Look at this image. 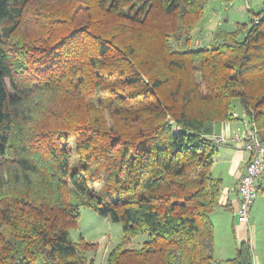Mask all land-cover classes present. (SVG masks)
Wrapping results in <instances>:
<instances>
[{"label":"trees","instance_id":"1","mask_svg":"<svg viewBox=\"0 0 264 264\" xmlns=\"http://www.w3.org/2000/svg\"><path fill=\"white\" fill-rule=\"evenodd\" d=\"M209 2L0 0V264H95L83 207L123 226L106 264L217 262L210 136L264 137V3L200 43ZM220 264H255L250 238Z\"/></svg>","mask_w":264,"mask_h":264},{"label":"rangeland","instance_id":"2","mask_svg":"<svg viewBox=\"0 0 264 264\" xmlns=\"http://www.w3.org/2000/svg\"><path fill=\"white\" fill-rule=\"evenodd\" d=\"M263 3L264 0H233L226 3L221 0H210L206 5L201 23L205 24L208 30H214L218 25V20L222 18L223 27L232 28L236 22H249L253 18V11L262 9ZM201 36L203 37L200 31L197 40ZM204 37L208 35L204 33ZM251 221L254 231H252L250 242L253 247L255 264H264V189L259 192ZM219 235L223 236L221 232ZM231 235L232 240L235 241L233 231ZM70 236L76 241L80 239V236H84L87 241L96 243L97 248L88 252V257L94 258L95 264H106L107 254L122 240L123 226L120 222H114L101 216L95 209L83 207L78 228L72 229ZM146 239V235H140L133 239L131 245L141 247Z\"/></svg>","mask_w":264,"mask_h":264},{"label":"crops","instance_id":"3","mask_svg":"<svg viewBox=\"0 0 264 264\" xmlns=\"http://www.w3.org/2000/svg\"><path fill=\"white\" fill-rule=\"evenodd\" d=\"M200 30L203 35L199 41L200 43L201 41L206 42L211 40L213 30H208L205 24H202ZM204 33H206L208 37H204ZM242 128V119H238L221 123L216 129L215 133L222 134L225 133V131H229L227 133H234L235 131H238L239 129L241 130ZM220 146L219 153L216 156L214 162L213 172L216 176H220L224 180V207L212 215V220L215 225L214 260L219 263L236 256L237 244L239 243V240H249V232L252 233V231H254L251 219L253 208L256 203L255 201L254 205L252 206L249 225L239 222L237 208L239 206L240 197L237 191V186L241 176L245 171L249 154L243 148V146L234 142L220 144ZM221 161L223 163H221ZM232 231L235 236V241L232 240ZM220 232L223 235L221 237L219 235Z\"/></svg>","mask_w":264,"mask_h":264},{"label":"built area","instance_id":"4","mask_svg":"<svg viewBox=\"0 0 264 264\" xmlns=\"http://www.w3.org/2000/svg\"><path fill=\"white\" fill-rule=\"evenodd\" d=\"M234 117L238 116L234 112ZM243 128L234 133L217 134L214 133L210 138L219 144L234 142L248 152V160L245 171L241 176L237 191L239 194V206L237 208L238 220L249 225L252 206L258 197V181L264 175V137L255 124L247 117H243ZM250 237L252 233L249 232ZM213 264H220L214 262Z\"/></svg>","mask_w":264,"mask_h":264}]
</instances>
